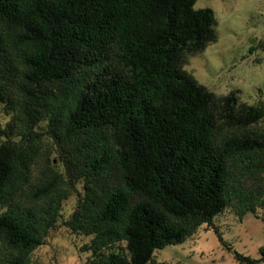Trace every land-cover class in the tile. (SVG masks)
I'll use <instances>...</instances> for the list:
<instances>
[{"label":"trees","instance_id":"obj_1","mask_svg":"<svg viewBox=\"0 0 264 264\" xmlns=\"http://www.w3.org/2000/svg\"><path fill=\"white\" fill-rule=\"evenodd\" d=\"M195 3L0 0V264H30L78 182L64 224L91 236L90 264H152L230 204L260 216L264 103L183 68L217 37ZM47 138L61 170H37Z\"/></svg>","mask_w":264,"mask_h":264},{"label":"rangeland","instance_id":"obj_2","mask_svg":"<svg viewBox=\"0 0 264 264\" xmlns=\"http://www.w3.org/2000/svg\"><path fill=\"white\" fill-rule=\"evenodd\" d=\"M195 7L213 9L217 37L203 51L187 55L183 68L216 94L235 91L240 102L264 103V0H196ZM249 46H256L251 53ZM4 112L0 105L2 125L9 120ZM257 127L264 130V117ZM4 140L0 136V143ZM56 151L47 138L37 170L49 159L51 167L61 170ZM76 188V193L63 200L58 221L44 243L31 252L30 264H90V251L80 247L91 236L73 233L64 224L83 192L80 182ZM5 208L0 206V212ZM256 211L260 216L248 212L240 219L234 206L228 205L214 217L215 228L202 224L183 242L155 250L152 264H239L234 251L258 259L264 245V206Z\"/></svg>","mask_w":264,"mask_h":264}]
</instances>
